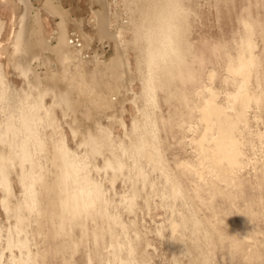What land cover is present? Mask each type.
<instances>
[{
  "label": "rangeland",
  "instance_id": "374dc122",
  "mask_svg": "<svg viewBox=\"0 0 264 264\" xmlns=\"http://www.w3.org/2000/svg\"><path fill=\"white\" fill-rule=\"evenodd\" d=\"M88 1L62 0L66 9L88 21L86 31L92 34L93 16ZM109 1L113 13L120 11L119 17L110 24L123 27L122 35H115L116 43H125L129 49L124 53L128 71H132L129 72L132 80L127 97L141 95L135 104H124L126 129L113 126V136L107 142L110 157L103 158L101 152L92 150L90 145L77 148L72 141L68 144L73 151L67 157L68 165L87 175L86 182L91 181L89 186L96 185L92 187H98V195H104L98 199L104 203V213L96 217L74 213L68 216L69 220L67 215L62 220L42 216L43 202L37 199L35 206L29 191L35 176L41 174L49 182L53 177L51 173L56 171L52 163V144L47 142L43 147L35 144L26 154L17 148L9 149L5 143L0 155H10L13 161L12 165L6 164L8 169L0 185V264H264V0L181 2L179 16L183 18V26L178 47L182 67L177 76L165 77L163 83L157 85L154 96L158 110L153 113L155 122L150 126L149 121L132 126L133 119H138L151 107V90H146V85L141 86L134 58L138 52L133 43L139 40L136 18L141 16L126 14V6L130 5L124 4L125 0ZM13 2L0 0V19L5 24L0 39V64L6 73L2 100L12 103L10 98H5L8 87L14 84L21 89L20 79L10 63L16 16ZM132 6L140 12L138 4ZM160 8L170 10L171 6ZM125 15L130 18L127 20ZM42 23L44 35L50 39L54 27L47 16L42 17ZM69 35L73 36L72 32ZM73 40L79 46L77 38ZM95 43L96 47L85 50L82 58L93 60L94 54L98 55L100 50L111 45L108 40ZM234 69H238V73H234ZM208 89L212 98L230 114L232 122L238 121L235 117L237 106L234 107L231 97L239 96L240 105H244L247 128L237 123L233 138L238 140L241 153L239 186L218 184L201 166L195 168L197 174L194 175L186 174L185 169L178 166L189 155L193 160L196 158L189 138L200 135L201 128L197 113L191 107L201 100L198 92L207 96ZM25 99L30 104L31 98ZM112 113L115 110L100 111L97 116L102 114L100 120L107 124ZM55 114L58 116V111ZM189 125L192 126L190 132L186 131ZM5 126L12 128V117ZM51 132V128L42 130L47 139L53 137L54 129ZM122 156L126 157L121 159ZM18 163L26 168L17 166ZM13 164L19 169L15 170ZM31 166H36V170ZM49 168L51 171H47ZM23 181L30 186L27 188ZM212 182L220 189L213 187ZM27 192L30 195H26ZM30 205L34 209L26 214L24 209L31 208ZM25 218L31 222L27 219L26 222ZM240 238L248 242H243V247L235 243Z\"/></svg>",
  "mask_w": 264,
  "mask_h": 264
},
{
  "label": "bare ground",
  "instance_id": "6f19581e",
  "mask_svg": "<svg viewBox=\"0 0 264 264\" xmlns=\"http://www.w3.org/2000/svg\"><path fill=\"white\" fill-rule=\"evenodd\" d=\"M13 1V6L16 8V16L14 17L13 38L10 44V63L14 74L20 79L21 89L11 84V87H8V94L5 98H10L13 103L2 100L6 73L3 65L0 64V151H3L4 146L7 145L9 149L17 148L18 151L28 154L30 146L36 144L35 146L43 147L44 143L50 142L54 152L52 163L56 168V171L51 173L53 174L52 179H48L50 181L47 182L41 174H38L33 181V177L30 179L33 184H30L31 181H27L28 179L26 180V183L30 182L29 184L32 185V190L29 192L33 194V203L37 199L40 203L43 202L41 207V209L43 208L41 211L42 216H49V218L55 216L62 220L67 215V220H69L68 216L74 215V213L80 215L89 214L92 217L102 215L104 213V203L102 202L103 204H101L98 199L100 195H104H98V187H92L94 184L89 186L91 181L86 182L88 181L87 175L77 172L75 169L73 170V167L68 165L67 157L73 151L68 141H72L77 148H84L90 145L92 150L101 152L103 158L110 157L107 154L109 153L107 142L112 135L113 126L119 125L125 128L126 122L123 118L125 113L124 104L128 102L135 104L141 95V93H136L131 97H127V92H130L128 90L130 81L132 80L129 72L132 71H128V61L124 53L129 49L124 42V45L116 43L115 35H122L123 27L110 24L112 20H116L119 17L120 11L116 10L113 13L109 0H89L88 4L93 16L91 34V32L86 31L88 30L86 25L87 27L89 26L88 21L80 19L76 15L77 13L74 14L69 9H66L62 0ZM181 2L183 0H125L124 2V4L130 6L131 4H138L141 8L140 12H138L136 6H132V8L126 6L125 13L140 14L141 16H137L138 18L136 19L139 22L137 21V26L135 27L139 40L137 44L133 43L134 46L136 45L135 48L133 47L134 50L138 52L134 56L137 61V68H135L139 72L137 77L141 86L146 85V90L148 88L151 90L149 91L151 93V107L141 117L133 119L132 126H137V124L146 121H149V126L154 124L155 115L153 113L158 110L154 96L155 89L157 85L163 83L165 77L177 76L181 70L182 64L179 61L178 47L183 26V18L179 16V11L182 10L183 5H181ZM160 6H171V9L162 10ZM43 16H47L54 27V32L50 39L44 35ZM126 17L127 20L130 18L128 15ZM131 18L133 19L134 17ZM4 32L5 24L0 19V39ZM70 32H72L73 36L69 35ZM132 36L136 37L134 34ZM137 37L135 38L136 40ZM73 38H77L76 42H79V46L75 45ZM133 38L131 41H133ZM68 39H72L71 43L68 42ZM96 40L101 42V44L104 40H108L111 45H108L106 50H100L98 55L97 53L94 54L93 60L85 59L86 57L82 58L85 50H93L96 47ZM52 63L54 64L53 68L49 67ZM238 69H234V73H238L236 71ZM29 75L30 77L28 78L27 76ZM210 76L211 74L208 75V78ZM208 91L207 96L198 92L201 100L193 108L191 107V110L193 109L197 113L198 123L201 128L200 135L195 138H189L190 144L194 145L196 158L193 160L189 155L188 158L177 164L183 167L186 174L189 175L197 174L195 168L201 166L213 176L218 184L222 182L225 186H235L239 183L238 173L241 171L242 165L240 162L241 153L238 148L239 143L238 140L233 138H235L234 129L237 123H240L243 128H247L246 122H244V105H240L239 96L231 97L234 107H238L235 109V117L238 122H232L230 114L222 107V104L212 98L210 89ZM22 95H24V98H22ZM25 98H31L30 104ZM111 110H115V113L108 117L109 123L103 124L100 120L102 114L98 117L97 113ZM57 111L59 113L58 116L55 114ZM39 112L42 114L39 115ZM10 117H12V128L5 126ZM14 118H18V121H13ZM45 128H51L52 132L54 129L53 137L46 138L45 134L42 133ZM191 130L192 126L189 125L186 131L190 132ZM141 150L143 151V149ZM143 152H141V156L144 154ZM120 158L122 159L123 156ZM7 160L8 163L6 162ZM12 161L10 155L6 157H1L0 155V185L5 177L7 165L11 164ZM109 163L113 167L112 162L109 161ZM19 165L20 163L17 164V166ZM23 165L25 166V164ZM13 167H15L14 164ZM32 167L36 170V166ZM16 169L19 168L15 167ZM51 169L49 168L47 171H51ZM27 171L29 172L28 168ZM91 173H89V176ZM212 184L217 190L220 189L216 183L212 182ZM29 186L27 184L26 187L28 188ZM103 198L102 201L105 200ZM36 203L38 204V202ZM36 203H34L35 206H37ZM31 205V208L26 207L28 210L24 209L26 214L29 213V209H34ZM31 213L33 214L34 212ZM30 219L27 220L31 222ZM64 219L66 220V218ZM18 227L20 228V226ZM28 230L30 231L29 227ZM17 232L19 233V231ZM22 232L24 233V231ZM243 239H236V245L243 247L245 244L243 242L246 241H243ZM13 257L17 258L16 256ZM13 260L14 258L12 262Z\"/></svg>",
  "mask_w": 264,
  "mask_h": 264
}]
</instances>
